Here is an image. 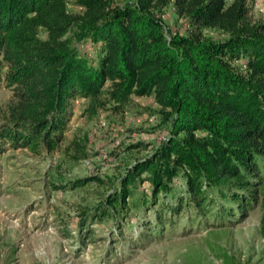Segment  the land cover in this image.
Listing matches in <instances>:
<instances>
[{
  "label": "trees",
  "instance_id": "obj_1",
  "mask_svg": "<svg viewBox=\"0 0 264 264\" xmlns=\"http://www.w3.org/2000/svg\"><path fill=\"white\" fill-rule=\"evenodd\" d=\"M254 1L77 0L76 13L68 0H0V81L15 98L0 143L51 152L75 98L87 99L93 117L123 110L131 95L152 96L169 130L119 178L98 217L155 206L158 219L162 209L183 207L245 216L264 195V20L251 16ZM170 4L186 33L167 38ZM206 28L224 38H209ZM85 39L99 44L93 61L74 45ZM92 180L100 178L72 185ZM144 182L149 189L140 191Z\"/></svg>",
  "mask_w": 264,
  "mask_h": 264
},
{
  "label": "rangeland",
  "instance_id": "obj_2",
  "mask_svg": "<svg viewBox=\"0 0 264 264\" xmlns=\"http://www.w3.org/2000/svg\"><path fill=\"white\" fill-rule=\"evenodd\" d=\"M68 10L83 9L68 0ZM251 14L264 20V0L253 2ZM164 22L169 33H186L171 4ZM204 34L224 38L211 28ZM74 45L92 61L99 54L91 39ZM14 99L12 87L0 81V122ZM87 102L73 100L63 140L51 152L0 143V264H264V195L243 217L214 206L208 213L183 207L174 215L162 209L158 219L155 206L99 218L119 178L165 137L169 124L152 96L131 95L123 110L103 108L93 117L84 113ZM88 174L100 181L72 185ZM175 186L183 191L181 177ZM148 189L147 182L139 185Z\"/></svg>",
  "mask_w": 264,
  "mask_h": 264
},
{
  "label": "built area",
  "instance_id": "obj_3",
  "mask_svg": "<svg viewBox=\"0 0 264 264\" xmlns=\"http://www.w3.org/2000/svg\"><path fill=\"white\" fill-rule=\"evenodd\" d=\"M164 16H165V15H164ZM165 29H166V36H167V38H170L172 35H174V34L176 33V31H173V32L169 33V32H168V27H167V26H165Z\"/></svg>",
  "mask_w": 264,
  "mask_h": 264
}]
</instances>
